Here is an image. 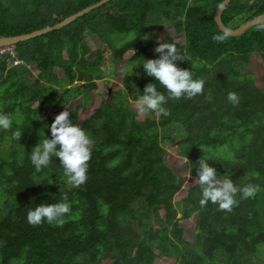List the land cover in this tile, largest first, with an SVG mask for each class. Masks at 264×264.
I'll list each match as a JSON object with an SVG mask.
<instances>
[{
  "label": "trees",
  "instance_id": "trees-1",
  "mask_svg": "<svg viewBox=\"0 0 264 264\" xmlns=\"http://www.w3.org/2000/svg\"><path fill=\"white\" fill-rule=\"evenodd\" d=\"M99 1L0 0V38ZM222 1L110 0L0 57V264H264V91L246 73L264 25L223 34ZM263 13L233 0L221 21ZM87 36L136 72L80 119L104 61Z\"/></svg>",
  "mask_w": 264,
  "mask_h": 264
},
{
  "label": "rangeland",
  "instance_id": "rangeland-1",
  "mask_svg": "<svg viewBox=\"0 0 264 264\" xmlns=\"http://www.w3.org/2000/svg\"><path fill=\"white\" fill-rule=\"evenodd\" d=\"M236 23H233V26ZM86 44H87V48L89 50H104V61L103 63H101V68L97 71H94L93 73L97 76H99L97 79H95L97 88H96V93L94 95H92V99L91 102L87 105L84 106L82 109L79 110L80 112V119L87 117L90 113L91 107H93L94 105H96V103H94L95 97L97 100H105L104 95L106 93H110V96L113 94V90L117 89V87L122 85V79L123 77H125L126 75L130 74H134L136 72L135 68L132 69L126 62H118V63H113L111 61V57L109 54V50L108 49H104L105 46L96 38H92V37H86ZM246 73H251L253 75V78L255 80V82L257 83V85H259V87L264 91V66H262L261 64H259V59L256 57H251L249 60V67L248 70L246 71ZM133 79V78H132ZM126 101H128V106L131 110H141L142 113L145 116H151L150 111L148 110V107L143 103V102H132L130 101V99H128V93L126 91L123 92ZM109 96V97H110ZM108 98H106L107 100ZM74 107V106H73ZM73 107L71 109H73ZM169 152V161L171 163V165L177 169H179L180 167V162L179 160H177L174 155L176 154L175 149H171L169 148L170 144L169 143H163L162 144ZM182 170H187L188 166L187 164H185V166H183L181 164ZM188 176L186 177V181L188 180ZM194 220V219H193ZM193 222V221H192ZM190 233V232H188ZM191 238V237H190ZM160 245H161V249L165 254L168 255H172L174 256L175 254V249L174 247L176 246L173 241L171 240V238L169 237L168 234H164L160 237ZM168 263L170 264H175V262L173 261V257H171V259H165ZM164 264V263H163Z\"/></svg>",
  "mask_w": 264,
  "mask_h": 264
},
{
  "label": "water",
  "instance_id": "water-1",
  "mask_svg": "<svg viewBox=\"0 0 264 264\" xmlns=\"http://www.w3.org/2000/svg\"><path fill=\"white\" fill-rule=\"evenodd\" d=\"M110 0H100L99 2L92 4L70 16L63 19L62 21L48 27H44L39 30L32 31L27 34H22L18 36H11V37H2L0 38V46H15L16 44L20 42H25L37 37H40L42 35H45L47 33L60 30L72 22H74L76 19L90 13L91 11L101 7L105 3L109 2ZM233 0H223L220 5L218 6L217 10L214 13V22L220 32L223 34L229 36V37H238L242 35L247 30L256 27V26H263L264 25V13L256 16L241 25H239L236 28H228L226 27L222 21H221V15L223 11L227 8V6L232 2Z\"/></svg>",
  "mask_w": 264,
  "mask_h": 264
},
{
  "label": "built area",
  "instance_id": "built-area-1",
  "mask_svg": "<svg viewBox=\"0 0 264 264\" xmlns=\"http://www.w3.org/2000/svg\"><path fill=\"white\" fill-rule=\"evenodd\" d=\"M8 56L10 58L15 57L14 46H0V57ZM19 63V61H14V64Z\"/></svg>",
  "mask_w": 264,
  "mask_h": 264
}]
</instances>
